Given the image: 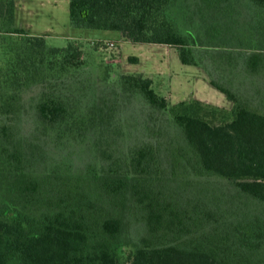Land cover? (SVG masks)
I'll return each mask as SVG.
<instances>
[{
  "label": "trees",
  "instance_id": "obj_1",
  "mask_svg": "<svg viewBox=\"0 0 264 264\" xmlns=\"http://www.w3.org/2000/svg\"><path fill=\"white\" fill-rule=\"evenodd\" d=\"M68 2L72 28L173 47L230 107L106 71L82 98V46L0 0V264H264V0Z\"/></svg>",
  "mask_w": 264,
  "mask_h": 264
},
{
  "label": "rangeland",
  "instance_id": "obj_2",
  "mask_svg": "<svg viewBox=\"0 0 264 264\" xmlns=\"http://www.w3.org/2000/svg\"><path fill=\"white\" fill-rule=\"evenodd\" d=\"M68 5V0H17L13 27L32 36H44L48 47L65 48L71 42L82 46L86 65L84 71L76 76L78 75L83 85H87L89 80L82 98L92 94V87H97L99 93L102 87H106L104 90L109 89L108 84L114 86L113 82H103L107 77L104 75L106 71L108 75L142 74L151 80L153 91L171 104L194 98L218 107H230L226 97L209 84L204 70L183 65L173 47L133 44L125 41L117 32L74 29L69 22ZM110 42L115 43L112 49L107 47ZM236 47L234 49H239V46ZM242 53H247L246 49H242ZM130 57L136 58L137 62H128ZM2 59L0 44V61ZM237 62L240 64V61ZM105 67H109L108 70ZM226 81L228 79L218 78V82L223 85ZM234 82L238 90L243 80L236 78ZM32 96L35 94L30 93L24 97L29 117L33 111ZM3 122L0 117V125ZM73 157L74 163L79 167L85 166L88 160L87 155H82L78 149L73 151Z\"/></svg>",
  "mask_w": 264,
  "mask_h": 264
},
{
  "label": "built area",
  "instance_id": "obj_3",
  "mask_svg": "<svg viewBox=\"0 0 264 264\" xmlns=\"http://www.w3.org/2000/svg\"><path fill=\"white\" fill-rule=\"evenodd\" d=\"M107 47L112 49L115 47V43H113V42L107 43Z\"/></svg>",
  "mask_w": 264,
  "mask_h": 264
},
{
  "label": "crops",
  "instance_id": "obj_4",
  "mask_svg": "<svg viewBox=\"0 0 264 264\" xmlns=\"http://www.w3.org/2000/svg\"><path fill=\"white\" fill-rule=\"evenodd\" d=\"M227 108V107H226Z\"/></svg>",
  "mask_w": 264,
  "mask_h": 264
}]
</instances>
